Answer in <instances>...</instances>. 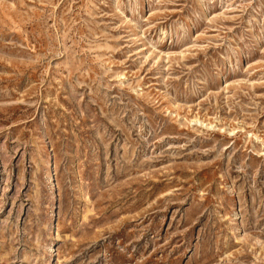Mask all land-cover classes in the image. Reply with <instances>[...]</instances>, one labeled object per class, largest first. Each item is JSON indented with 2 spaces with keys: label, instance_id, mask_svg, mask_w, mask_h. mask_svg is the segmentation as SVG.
Returning a JSON list of instances; mask_svg holds the SVG:
<instances>
[{
  "label": "rangeland",
  "instance_id": "1",
  "mask_svg": "<svg viewBox=\"0 0 264 264\" xmlns=\"http://www.w3.org/2000/svg\"><path fill=\"white\" fill-rule=\"evenodd\" d=\"M0 264H264V0H0Z\"/></svg>",
  "mask_w": 264,
  "mask_h": 264
}]
</instances>
